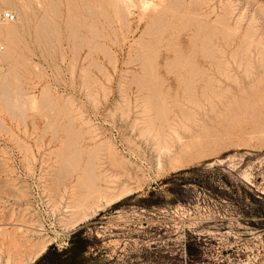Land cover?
I'll return each instance as SVG.
<instances>
[{
  "label": "rangeland",
  "instance_id": "374dc122",
  "mask_svg": "<svg viewBox=\"0 0 264 264\" xmlns=\"http://www.w3.org/2000/svg\"><path fill=\"white\" fill-rule=\"evenodd\" d=\"M1 12L0 264H264V0Z\"/></svg>",
  "mask_w": 264,
  "mask_h": 264
},
{
  "label": "built area",
  "instance_id": "2783aa9c",
  "mask_svg": "<svg viewBox=\"0 0 264 264\" xmlns=\"http://www.w3.org/2000/svg\"><path fill=\"white\" fill-rule=\"evenodd\" d=\"M15 20V15L10 13V12H1L0 13V22L1 23H8V22H13ZM3 51V43L2 40L0 39V57L1 53Z\"/></svg>",
  "mask_w": 264,
  "mask_h": 264
},
{
  "label": "bare ground",
  "instance_id": "6f19581e",
  "mask_svg": "<svg viewBox=\"0 0 264 264\" xmlns=\"http://www.w3.org/2000/svg\"><path fill=\"white\" fill-rule=\"evenodd\" d=\"M0 33L6 38V40L8 41L10 36H11V30L8 29V28H0ZM4 52V47H3V51L2 53ZM1 53V54H2ZM94 178V177H93ZM96 178V177H95ZM45 250V248H43L39 253L38 255H36L34 258H32V262L41 254L43 253Z\"/></svg>",
  "mask_w": 264,
  "mask_h": 264
}]
</instances>
